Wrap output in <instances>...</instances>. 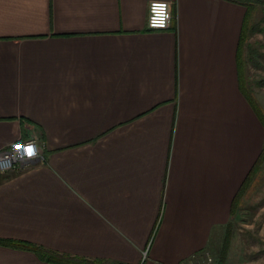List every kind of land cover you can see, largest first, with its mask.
<instances>
[{"label":"crops","instance_id":"obj_1","mask_svg":"<svg viewBox=\"0 0 264 264\" xmlns=\"http://www.w3.org/2000/svg\"><path fill=\"white\" fill-rule=\"evenodd\" d=\"M152 1L0 0V149L42 154L0 172V238L192 264L226 228L264 147L237 59L245 7L167 0L170 27L151 29ZM0 264L62 263L0 245Z\"/></svg>","mask_w":264,"mask_h":264},{"label":"trees","instance_id":"obj_2","mask_svg":"<svg viewBox=\"0 0 264 264\" xmlns=\"http://www.w3.org/2000/svg\"><path fill=\"white\" fill-rule=\"evenodd\" d=\"M245 7V15L243 19L241 37L238 47V64L240 81L243 93L247 97L251 106L257 111L259 118L264 123V116L261 112L256 96L253 91V84L249 80V74L246 72L248 66H252L255 70H260L261 74L255 79L254 86L264 88V51L256 47L250 42L251 37L256 33H264V17L259 22H255L254 17L258 9L264 10V0H228ZM264 159V147L259 155L257 163L252 167L247 175L241 188L236 193L232 207L231 217L235 216L240 209L241 203L244 201V196L247 189L252 185L257 172L260 170V164ZM233 237V220H230L226 225V234L220 250L218 264H226L228 254L231 247ZM0 245L10 246L14 248L26 249L35 252L39 257L49 262L62 264H117L108 263L102 259H87L84 257L72 256L65 253H58L57 251L46 249L40 245L32 242L0 238Z\"/></svg>","mask_w":264,"mask_h":264},{"label":"rangeland","instance_id":"obj_3","mask_svg":"<svg viewBox=\"0 0 264 264\" xmlns=\"http://www.w3.org/2000/svg\"><path fill=\"white\" fill-rule=\"evenodd\" d=\"M263 17L264 10L258 9L254 20L259 22ZM250 42L264 51V33L254 34ZM246 72L264 116V88L254 86L261 71L249 65ZM231 220L233 237L226 264H264V159L252 185L246 191L239 212ZM225 234L226 228L219 233L207 255L194 259L192 264H218Z\"/></svg>","mask_w":264,"mask_h":264},{"label":"built area","instance_id":"obj_4","mask_svg":"<svg viewBox=\"0 0 264 264\" xmlns=\"http://www.w3.org/2000/svg\"><path fill=\"white\" fill-rule=\"evenodd\" d=\"M173 18L172 5L169 1L154 0L150 3L147 17L149 28L167 29L170 27ZM41 155V149L33 138L16 142L7 148H1L0 172L20 169L40 159Z\"/></svg>","mask_w":264,"mask_h":264}]
</instances>
